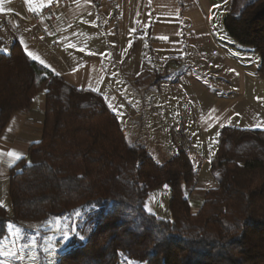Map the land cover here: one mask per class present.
Wrapping results in <instances>:
<instances>
[{
	"label": "trees",
	"instance_id": "1",
	"mask_svg": "<svg viewBox=\"0 0 264 264\" xmlns=\"http://www.w3.org/2000/svg\"><path fill=\"white\" fill-rule=\"evenodd\" d=\"M227 36L259 56L264 77V0H231ZM44 95L42 136L10 170L11 216L0 206V240L9 224L40 223L96 206L94 230L57 264H264V130L220 128L196 215L187 195L201 160L184 150L163 164L122 132L96 92L75 89L31 59L18 42L0 49V134L16 112ZM167 184L170 220L145 211Z\"/></svg>",
	"mask_w": 264,
	"mask_h": 264
},
{
	"label": "crops",
	"instance_id": "2",
	"mask_svg": "<svg viewBox=\"0 0 264 264\" xmlns=\"http://www.w3.org/2000/svg\"><path fill=\"white\" fill-rule=\"evenodd\" d=\"M50 1L53 0H0V13L23 18L28 12L40 11ZM117 3L122 24L116 30L112 28L111 11L103 6L102 0H71L58 8L52 19L37 25L11 19L0 23V49L8 52L18 42L27 55L31 52L28 55L31 59L71 87L98 93L122 132L146 150L148 124L154 125L155 133L164 125L176 128L175 132L180 133V150L201 160L197 182L187 195L190 213L196 215L205 191L216 186L211 175L201 181L200 172L206 168L209 171L220 128H237L236 106L251 94L246 82L254 80L259 63L256 59L249 65L243 63L235 53L219 46L221 33L223 45L229 44L235 50L237 43L225 39L228 36L224 28L220 33L212 0H117ZM191 71L197 72L196 76H191ZM210 74L216 77L215 81L213 78L204 81L202 76ZM233 80L238 83V99ZM223 83L228 88H222ZM163 84L169 85L165 90L174 94L181 90L185 96L182 102L177 97L169 103L184 110L187 103L193 107L194 116L182 115L176 121L178 127L163 121L162 105L167 104L163 99L150 103V116L145 114L144 102L139 99L143 90L158 91ZM44 110V95L39 93L28 109L13 114L0 134V152L15 151L25 159L31 144L42 136ZM208 153L211 155L207 156ZM20 160L0 156V205L6 211L10 170ZM149 207L153 214L152 205ZM22 230L35 233L30 228Z\"/></svg>",
	"mask_w": 264,
	"mask_h": 264
},
{
	"label": "rangeland",
	"instance_id": "3",
	"mask_svg": "<svg viewBox=\"0 0 264 264\" xmlns=\"http://www.w3.org/2000/svg\"><path fill=\"white\" fill-rule=\"evenodd\" d=\"M215 6V16L219 22V29L220 33L223 30V19L224 16L227 14L231 0H212ZM253 0H239V8L244 6L245 4L251 2ZM222 34V33H221ZM221 34L219 35V46H223L226 50H230L236 54L237 57L241 58L242 62L245 61L250 63L256 59L259 63V56L253 50V48L241 46L239 44H235L237 47L235 50L231 49L227 45H223V39L221 38ZM227 37V36H226ZM227 41L233 42L230 38H225ZM235 43V42H234ZM244 59V60H243ZM197 72H190L191 76H196ZM256 75V74H255ZM254 80H247L246 87L247 90L251 91V94H247L245 99L238 102L236 106V123L237 128L240 129H248V130H264V77L255 76ZM204 81H207L209 78H213L215 81V76L212 75H205L202 76ZM175 78H171L173 80ZM170 85V82H168ZM235 86V98L237 97V82H234ZM169 85H162L158 91L156 90H143L141 91L142 95H140L139 99L142 100L144 103L143 107L146 108L145 114L147 115L151 112L150 103L153 100H162L164 103L162 106V117L163 121H169L171 125L175 126L178 125L180 117L185 114V116L193 117V107L189 103H187L185 110L182 108H178L177 106L172 105L171 102L173 99H177L178 101L182 102L184 100L183 93L181 90H178V93L173 91L165 90L167 89L166 86ZM228 84H222V88H228ZM217 87L215 83L214 88ZM141 88V87H140ZM173 90V87L172 89ZM238 99V97L236 98ZM185 113H183V111ZM150 116V114H148ZM150 118V117H148ZM243 120V121H241ZM146 126V125H145ZM150 128L145 129V145L149 153L152 154L154 160L159 163L163 164L164 162L170 160L176 153L180 150V133L175 132L177 131L176 128L172 129L169 128L168 125L162 126V128L158 131H155L154 125H150ZM239 126V127H238ZM178 127V126H177ZM154 129V131H153ZM157 130V129H156ZM170 131H174L173 135ZM212 151H214L215 147H212ZM155 149V151H153ZM211 155L208 153L207 156ZM206 156V158H207ZM207 177H210L208 168L206 170L200 172L199 179L201 181H205ZM170 199V188L167 184H163L149 193L146 207L150 208L149 205H152V212L153 214L161 219V220H170V213L168 210V203ZM79 212L80 215L77 216L76 213ZM7 213L11 216V204L8 203L7 206ZM97 214V207L96 206H82L77 208L76 210L69 212L66 215L59 216V217H48L46 220L40 223H28V224H9L7 227V234L6 236L0 240V247H4L9 251L16 252L19 256H24L25 259L21 262L20 259L17 257H12L10 259L4 260L3 264H33V262L28 259L27 257L31 254H35L37 259L35 264H48V256L49 252L48 249L55 246L57 250L60 249H68L70 246L73 245H80L84 243L87 238L90 236L92 231L94 230L95 225V218ZM14 226V227H13ZM23 228H30L35 230V233H25L23 232ZM64 232H68L70 234V239L67 242L62 243V235ZM83 236L84 239H80ZM35 242L37 247L30 248L29 246ZM65 250V251H66ZM65 251L59 252V255L64 253ZM56 256V257H57ZM3 260V258H0ZM127 263V262H126ZM135 264H143L137 263Z\"/></svg>",
	"mask_w": 264,
	"mask_h": 264
},
{
	"label": "built area",
	"instance_id": "4",
	"mask_svg": "<svg viewBox=\"0 0 264 264\" xmlns=\"http://www.w3.org/2000/svg\"><path fill=\"white\" fill-rule=\"evenodd\" d=\"M71 2V0H53L48 4L43 6L38 12H28L23 18L15 15V14H6L0 13V23L5 22L9 19L17 21V22H25L33 25H37L42 23L47 19H52L55 11L60 8L62 5ZM103 6L111 11L112 18V28L118 29L122 24V17L120 13V8L117 3V0H102ZM55 46V44H52Z\"/></svg>",
	"mask_w": 264,
	"mask_h": 264
},
{
	"label": "snow or ice",
	"instance_id": "5",
	"mask_svg": "<svg viewBox=\"0 0 264 264\" xmlns=\"http://www.w3.org/2000/svg\"><path fill=\"white\" fill-rule=\"evenodd\" d=\"M29 2H30V0H29ZM28 55L31 56L32 55L31 52H29ZM4 155H7V157H9V159H14V160H19V159L23 158L21 154L15 152V151H9L7 153L0 152V156H4ZM9 166L11 167L12 165L10 164ZM0 206H2V205H0ZM145 211L149 212V214H152L151 213V209L148 208V207L145 208ZM76 215L79 216L80 213L77 212ZM69 239H70V234L68 232H64L63 235H62V243L69 241ZM80 239H84V237L81 236ZM29 247L34 249V248L37 247V245H36L35 242H33ZM65 250L66 249L62 248V249H60L58 251L55 246H53L52 248L48 249V252H49L48 264H57L56 256L59 254V252H62V251H65ZM12 257H17L18 259L21 260V262L25 259L24 256H19V254L16 253V252H12V251L7 250L4 247H0V258H3V260H0V264H3L4 260L10 259ZM27 258L30 259L33 262V264H35V261L37 259L35 254L29 255ZM127 264H135V262L131 261V260H127Z\"/></svg>",
	"mask_w": 264,
	"mask_h": 264
}]
</instances>
